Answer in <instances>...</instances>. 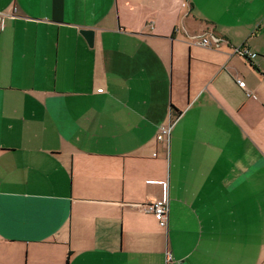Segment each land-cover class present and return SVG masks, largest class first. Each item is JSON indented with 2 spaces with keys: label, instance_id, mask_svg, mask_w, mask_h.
<instances>
[{
  "label": "crops",
  "instance_id": "obj_1",
  "mask_svg": "<svg viewBox=\"0 0 264 264\" xmlns=\"http://www.w3.org/2000/svg\"><path fill=\"white\" fill-rule=\"evenodd\" d=\"M0 13V264H264V0Z\"/></svg>",
  "mask_w": 264,
  "mask_h": 264
},
{
  "label": "built area",
  "instance_id": "obj_2",
  "mask_svg": "<svg viewBox=\"0 0 264 264\" xmlns=\"http://www.w3.org/2000/svg\"><path fill=\"white\" fill-rule=\"evenodd\" d=\"M3 24H4V16L2 15V13H0V31L3 28ZM200 43L202 45H209L211 44V41L208 39V37H204L201 39ZM238 52L244 54V56L248 58H254L256 56L255 53H251L248 50H243L242 48L238 49ZM238 82L240 83L239 79H238ZM99 91H102V89H100ZM176 119H177L176 117L174 118L171 117L170 122L164 125L163 127H161L162 134L158 136L159 140L164 139L163 134L169 135L172 125ZM143 206H145L146 212L152 213L157 217L161 226L167 225L168 211H169L168 204L163 203V202L150 201L148 203H145ZM169 260H171V255L168 253L167 261Z\"/></svg>",
  "mask_w": 264,
  "mask_h": 264
},
{
  "label": "water",
  "instance_id": "obj_3",
  "mask_svg": "<svg viewBox=\"0 0 264 264\" xmlns=\"http://www.w3.org/2000/svg\"><path fill=\"white\" fill-rule=\"evenodd\" d=\"M84 35L86 36L88 42L90 45L93 44V40H94V31L90 30V29H86L83 31Z\"/></svg>",
  "mask_w": 264,
  "mask_h": 264
},
{
  "label": "rangeland",
  "instance_id": "obj_4",
  "mask_svg": "<svg viewBox=\"0 0 264 264\" xmlns=\"http://www.w3.org/2000/svg\"><path fill=\"white\" fill-rule=\"evenodd\" d=\"M217 11H214V10H207V15L209 16V17H216V18H218V16H217ZM222 20V22H225V20H223V19H221Z\"/></svg>",
  "mask_w": 264,
  "mask_h": 264
}]
</instances>
